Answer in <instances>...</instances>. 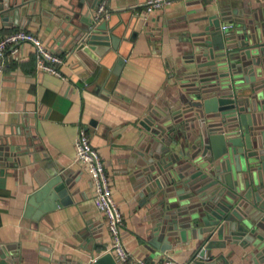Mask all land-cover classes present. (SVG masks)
I'll return each instance as SVG.
<instances>
[{"label": "crops", "instance_id": "0c3cea01", "mask_svg": "<svg viewBox=\"0 0 264 264\" xmlns=\"http://www.w3.org/2000/svg\"><path fill=\"white\" fill-rule=\"evenodd\" d=\"M98 1L109 12L103 21L117 28L132 15L145 19L136 38L120 44L126 58L118 76L111 73L112 59L106 66L81 56L83 63L72 53L74 36L85 26L81 18L93 12L90 0L80 6L79 0H15L18 21L0 15V37L24 29L65 56L60 76L38 71L34 49L24 43L0 72V142L12 148L15 163L0 173V249L11 251L15 264H57L66 257L86 262L106 252V219L94 202L89 171L75 155L82 127L100 155L111 195L122 212L120 239L131 254L124 264L165 259L189 264L198 243L155 253L145 246L150 221L139 204V180L132 164L143 131L139 122L158 109L172 113L181 107L192 35L207 24V16L226 9L237 10L233 17L249 10L264 14V0H179L148 14L145 0ZM62 170L73 182L72 202L37 220L26 215L36 178Z\"/></svg>", "mask_w": 264, "mask_h": 264}, {"label": "water", "instance_id": "95a60500", "mask_svg": "<svg viewBox=\"0 0 264 264\" xmlns=\"http://www.w3.org/2000/svg\"><path fill=\"white\" fill-rule=\"evenodd\" d=\"M90 1L93 11L99 1ZM18 8L15 0L0 1L8 21H18ZM233 15L237 10L212 13L192 35L182 105L139 122L143 131L132 161L139 204L150 221L145 246L155 253L198 243L189 264H264V14ZM81 20L74 57L106 66L112 59L111 73L118 76L126 58L120 44L136 38L145 19L132 15L121 28L93 25L90 12ZM12 152L0 142V173L15 166ZM36 185L25 208L33 219L72 202L69 172L43 173ZM15 261L0 249V264ZM57 264L123 263L106 251L86 262L66 257Z\"/></svg>", "mask_w": 264, "mask_h": 264}, {"label": "built area", "instance_id": "2783aa9c", "mask_svg": "<svg viewBox=\"0 0 264 264\" xmlns=\"http://www.w3.org/2000/svg\"><path fill=\"white\" fill-rule=\"evenodd\" d=\"M174 1L179 0H145L142 5L148 14ZM108 17L109 12L106 10L104 3L99 2L91 13L93 25L99 24ZM24 43L32 45L35 55V67L38 71L56 76L61 75L59 67L64 63L65 56L47 48L39 37L24 29H17L0 37V72L4 69L7 58L16 55L20 46ZM74 145L76 160L85 165L89 171L94 192V202L106 219L107 229L110 234V245L106 251L114 254L117 261L124 264L131 258V254L123 246L120 239L123 216L111 195L108 174L104 169L99 153L91 145L84 128H79ZM138 263L145 264L140 260ZM157 264H175V260L165 259Z\"/></svg>", "mask_w": 264, "mask_h": 264}]
</instances>
